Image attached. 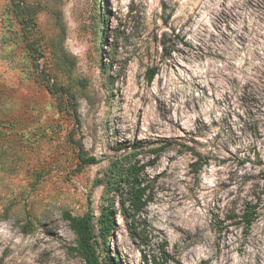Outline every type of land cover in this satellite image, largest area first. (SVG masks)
<instances>
[{
  "label": "rangeland",
  "instance_id": "1",
  "mask_svg": "<svg viewBox=\"0 0 264 264\" xmlns=\"http://www.w3.org/2000/svg\"><path fill=\"white\" fill-rule=\"evenodd\" d=\"M95 2L42 0L38 17L50 41L60 30L49 9L60 11L76 66L57 77L74 110L38 83L0 0V264H83L63 213L96 218L109 166L134 152L149 164L162 147L142 176L152 202L135 217L147 246L117 216L111 254L142 264L165 241L169 264H264V0ZM92 14L106 44L87 28ZM248 206L245 231L230 217Z\"/></svg>",
  "mask_w": 264,
  "mask_h": 264
},
{
  "label": "trees",
  "instance_id": "2",
  "mask_svg": "<svg viewBox=\"0 0 264 264\" xmlns=\"http://www.w3.org/2000/svg\"><path fill=\"white\" fill-rule=\"evenodd\" d=\"M62 2L63 0H54ZM93 0V4H95ZM48 9L42 0H8V16L11 25L19 29V38L23 43L25 53L32 68L36 72L38 83L42 85L50 95L60 103V105H71L74 110L77 107L76 96L70 90L69 84H64L58 79L59 73L69 77L76 66V58L67 52L61 45L64 40V30L61 22L60 11L56 8L49 9L55 25L60 33L56 39L43 41L39 28V14ZM94 9V8H93ZM96 9V8H95ZM91 23L87 28L102 43H107V25L102 28L98 24V16L92 14ZM15 34V32H14ZM102 45V44H101ZM101 49V48H100ZM49 52L51 60L45 61L44 54ZM155 76V70L148 71V82ZM164 147L152 150L153 160L149 164H143L136 159L137 152L129 157L121 159L110 165L104 179L99 180L104 190L101 195L102 205L98 216L88 210L83 215L72 216L70 213H63V218L67 221L70 230L75 236L74 246L69 248V252L81 259L83 264H123L118 254H111L108 246V239L112 236L113 226L117 216L127 221L131 237H139L141 245L147 246L146 236L135 233V217L142 213L152 202V194L147 185L143 182V173L147 166L154 165L159 159ZM191 151V150H190ZM192 152V151H191ZM197 158L192 164L195 171L201 167L203 156L193 151ZM78 158L82 165H94L97 160L94 156L86 157L83 152H78ZM112 197H117V204ZM255 207H245L241 216L233 215L230 219H240L243 228L247 231L256 219ZM166 242L161 241L155 250L141 253L142 264H169L173 258L166 250Z\"/></svg>",
  "mask_w": 264,
  "mask_h": 264
}]
</instances>
